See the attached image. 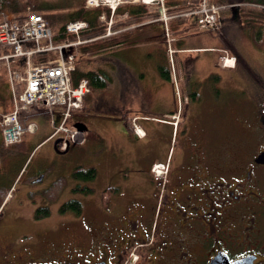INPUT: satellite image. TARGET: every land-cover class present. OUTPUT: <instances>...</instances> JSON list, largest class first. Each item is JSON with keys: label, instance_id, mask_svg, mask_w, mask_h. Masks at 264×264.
<instances>
[{"label": "flooded vegetation", "instance_id": "1", "mask_svg": "<svg viewBox=\"0 0 264 264\" xmlns=\"http://www.w3.org/2000/svg\"><path fill=\"white\" fill-rule=\"evenodd\" d=\"M262 100L253 97L241 112L235 103L233 121L219 124L232 103L218 95L184 100L180 120L190 128L181 159L165 181L151 174L154 164L148 170L163 197L151 187L148 196L104 198L106 208L75 230L39 214L50 208L46 188L32 191L43 169L11 194L4 189L13 183L0 181V264H264Z\"/></svg>", "mask_w": 264, "mask_h": 264}, {"label": "crops", "instance_id": "2", "mask_svg": "<svg viewBox=\"0 0 264 264\" xmlns=\"http://www.w3.org/2000/svg\"><path fill=\"white\" fill-rule=\"evenodd\" d=\"M166 1L170 6L180 7H192L197 2V0ZM135 7L123 8V15L128 9ZM119 25L121 31L131 30L127 44L106 49L101 55L103 61L101 66L88 61L91 58L95 59L98 55L78 60L81 71L99 70L106 77L107 84L101 89H92L84 99L83 108L76 111L70 121L72 126L81 122L88 127L85 133L86 143L73 147L69 153L70 157L74 156L75 167L80 165L90 167L88 163L93 159L99 162L115 160L119 168L109 171L113 173V176L122 172L130 156L134 158V162L129 164L139 165L142 159L138 152L139 145L145 144L147 147L145 149H150V143H147L150 136L160 137L163 133L166 134L169 128L173 132L176 131L173 125L177 119H173L175 114L179 116L178 127H180L183 101L191 97L193 100L204 98L201 87L196 89L195 85L198 82L202 84L204 79H208L217 72L221 76L220 82L217 83L219 87L232 83L237 75L233 71L237 63L234 66L224 63L226 56L233 57L230 54L228 42L240 47H242L239 44L240 40L250 44L242 30L237 31L238 41L229 35L221 37V34L199 30L195 17L189 16L184 17L183 23L178 22L177 19L169 22V30L173 38L171 47L175 51L170 57L165 35L166 26L162 20L154 18L133 25H125V23ZM161 67L169 71L170 79L166 80L162 77ZM243 80L246 81L244 76ZM184 81H187V84H183ZM6 90L10 93L9 84L6 85ZM180 98L182 104L178 102ZM142 107V112L138 113V109ZM159 107L161 109L157 110ZM194 110L197 111V108L195 107ZM188 114H191L190 109ZM21 118L36 124V131L26 134L21 149L23 151H27V148L41 149L54 140L51 137L53 124H60L61 108H54L52 113L32 109L27 114L22 113ZM135 125L143 133V137L137 136ZM128 126L132 128L135 137L130 136ZM48 150L47 148L43 153ZM156 163L158 162H153L151 166ZM63 165L64 163L59 167L62 168ZM64 175L63 173L60 176ZM136 176L144 177L142 174ZM125 181L124 179L123 182ZM122 186L120 184V194ZM134 186V183L129 185L131 193L128 194L129 191H126L124 195L136 196L150 193L145 191L146 193L142 194Z\"/></svg>", "mask_w": 264, "mask_h": 264}, {"label": "rangeland", "instance_id": "3", "mask_svg": "<svg viewBox=\"0 0 264 264\" xmlns=\"http://www.w3.org/2000/svg\"><path fill=\"white\" fill-rule=\"evenodd\" d=\"M47 1V0H45ZM51 2H62V3H72L76 2V0H48ZM231 4H240L246 1H256V0H225ZM73 8H77L74 6ZM151 10H156L155 8H150ZM72 10V9H71ZM62 12V11H59ZM238 20H229L226 22H222V26L220 30H218L216 33L221 34V37L223 35L232 36L237 39V31H243L244 35H246L244 29L242 26L240 27L241 23ZM248 41L250 44L246 43V41L240 40V43L242 47L231 45L229 42V48H230V54L231 56H234L237 59V65L235 69L233 70L237 75H235V78H233V81L231 84H224L222 87H219L217 83L220 82V75L215 72L213 75H211L208 79H204L201 84V82H198L196 84V89H199L201 87V91L203 94V97L210 98L213 95H218L220 100H225L227 103H232V105H229L230 108L223 109L222 115H219L217 119V123L224 122V120L233 121V111L236 109L233 108V105L235 103L238 104V111L241 112L242 109H246L247 106L252 102V98H262L264 97V50H258L256 49L252 41L247 36ZM235 43V42H234ZM247 44V45H246ZM229 50V49H227ZM102 54H98V56L93 59H88L91 64H100L102 65ZM84 58H88L90 56L83 55L81 51L78 52V60H81ZM0 71L4 70L6 73V68L3 66H0ZM233 72V73H234ZM243 76L245 77L246 81L243 80ZM8 79V78H7ZM200 81L202 79H199ZM4 80H0V89L4 87ZM183 84H187V81L183 82ZM208 86H212L211 88H208ZM263 101V100H262ZM264 103V101H263ZM170 105V104H169ZM159 107L157 110H160ZM143 110L138 109V113H141ZM200 106L197 107V111H200ZM140 111V112H139ZM158 114L157 111H154ZM233 115V116H232ZM158 116V115H157ZM190 128V125L185 124L184 122H181L180 127L176 129V131L173 132L170 128L167 130V133L164 135L163 138L152 135L148 138L147 143H150L151 148L146 150L147 148L145 144L139 145V153L142 156V159L140 160L139 165L137 166L135 164H129L133 163L134 158L131 156L128 158V160L125 162L122 172H118V176H113L112 172H109L110 170H113L114 168H119V164L115 162V160H111V162H99L95 159L90 161L88 165L90 167L96 168L99 172L97 175V179L92 181H82L83 186H87L90 188H94L95 191L93 194H84L82 192H74L72 189L77 184L76 179H74L70 174L72 173L74 167L76 166V163L74 161V156L70 157L68 154H60L57 153L54 148V142L55 139L52 140L47 146H44L43 148L39 149V147L35 150L28 149L25 151L21 156H8L4 161H0V165H2L0 172L4 167H7L6 175L0 173V181L5 182L7 184H11L16 180V172L21 167L24 168L21 172L18 180L21 178H27L31 175L38 173L42 169L49 167L52 163H54L55 168L52 169L46 177L43 178L42 181L35 184V187L32 188L33 190H42L47 188L54 179L63 173L65 174L67 180H68V187L62 192L57 202L53 204L44 203L43 206H50L51 209V220L54 222H59L66 226V228L75 230L79 225H86L89 221L91 213L94 211L95 208L102 209L106 208V205L104 203L105 190L106 188L110 186H118L120 187V184L122 186V192L115 193L111 198L112 201L116 200L118 201V197H121L124 195L126 191H129L128 194L131 193V189L129 188V185H133L136 190L141 192L142 194H145V191L152 192V188H154V191L161 195L162 198L164 195V186H161V181L158 180L157 184L150 183L149 185V179H148V170L149 166L153 162H158L160 164H168V166L171 164L174 166V164L181 159V155L184 152L185 148V133ZM49 149L47 152L43 153L44 150ZM39 149V150H38ZM2 162V163H1ZM64 163L63 167L60 168L59 165ZM86 164V163H84ZM84 166V165H83ZM138 167V168H136ZM139 169V170H138ZM142 174L144 177L137 179L136 175ZM122 178V179H121ZM126 180L125 183L123 180ZM112 180V181H111ZM0 183V184H5ZM22 182H19V184ZM20 187V185H18ZM36 194V193H35ZM127 194V195H128ZM137 194H140L137 192ZM146 196V195H144ZM148 196V195H147ZM70 199H78L83 204V213L80 216H74L72 213H68L65 215H61L59 213V208L61 205L70 200ZM48 201V200H47ZM115 203V201H114ZM111 205V204H110ZM163 204L161 203L160 206ZM110 208V206L108 207ZM54 215V216H53ZM68 234V233H67Z\"/></svg>", "mask_w": 264, "mask_h": 264}, {"label": "built area", "instance_id": "4", "mask_svg": "<svg viewBox=\"0 0 264 264\" xmlns=\"http://www.w3.org/2000/svg\"><path fill=\"white\" fill-rule=\"evenodd\" d=\"M124 4H145L156 6L163 12L167 21L165 0H87L88 8L108 7L114 13ZM198 24L204 30H216L221 26L220 7L208 0H201L199 8L194 12ZM105 20V17H102ZM109 21L107 35L114 33ZM88 26L86 22L77 21L68 25L70 33L79 34ZM78 42L54 43V35L43 16L28 13L22 20H3L0 22V49H8L11 53L0 51V59L8 62L15 110L11 113L0 111V127L7 145L19 143L27 132L36 130L35 123H23L20 113L32 108H62V122L54 125V135H61L64 149L67 142L82 145L86 136L83 132L71 129L68 121L74 111L83 105V99L90 92L86 79L74 85L72 73L76 69L75 49ZM25 60L23 66L12 69L11 60ZM163 166H156L157 175L163 173Z\"/></svg>", "mask_w": 264, "mask_h": 264}, {"label": "trees", "instance_id": "5", "mask_svg": "<svg viewBox=\"0 0 264 264\" xmlns=\"http://www.w3.org/2000/svg\"><path fill=\"white\" fill-rule=\"evenodd\" d=\"M85 2L86 0H76V2L72 3L51 2L48 0H0V21L3 19L21 20L24 18L28 10L33 13L42 14L54 33L55 43H62L76 39L75 35L66 33V26L68 23L76 20L87 21L89 23V27L81 33V38L85 40H94L80 47L81 53L86 56L102 54L106 49L118 47L129 42V37L131 35L130 29L126 31H119L110 36H105L107 32V25L100 20V16L103 12H107L109 14V11L103 9L86 10ZM216 3L223 6L221 13L224 22L229 21L230 19L240 21L242 28L252 41L253 46L258 50H264V0L246 1L240 3L238 6H233L225 0H217ZM74 6L77 8H73ZM191 9H193V7L181 6L179 8H171L169 13L174 15L177 13L188 12ZM126 12L127 17L123 20L125 25H133L148 19L158 18L159 16V13L156 10H151L146 6H136L133 9H128ZM118 14H124V11L119 9ZM176 18L178 22H184V17ZM0 66L6 68L5 61L0 60ZM160 71L164 79H170V74L167 69L161 67ZM72 76L74 84H77L82 78L88 79L91 88L94 90L101 89L107 84L106 77L103 76L99 70L83 72L79 67H77ZM7 78V69L6 73L4 70L0 71V80L2 79L6 82H4L5 88L0 89V110L4 113L14 110V96L10 85V93L6 90V85L8 86L9 84V80ZM128 129L130 136L135 137L132 128L128 126ZM22 144L23 142L11 146L5 145L0 129V161H4L8 156H21L25 152L21 149ZM1 166L2 165H0V169L2 168ZM54 166V164H51L40 173H44L46 177L49 175L48 173L54 168ZM7 169V167H4L0 173L6 175ZM21 170L22 167L16 171L18 173L15 178L20 174ZM40 173L36 174L34 177L40 176ZM71 176L78 181H92L97 176V170L94 167L80 165L73 169ZM66 187L67 178L65 176H60L55 179L42 193L47 198L48 202L52 204L59 199L61 193ZM9 189H4V192ZM0 190L3 189L0 188ZM119 190V187H109L104 191L107 204L115 193L117 194L119 192ZM73 191L82 192L84 194H93L95 190L94 188L78 184L73 188ZM2 202L3 199H0V204ZM83 208V204L80 200L70 199L61 205L59 212L61 214L72 213L80 216L83 213ZM40 212L39 214L45 217L50 214L51 210L49 207H46Z\"/></svg>", "mask_w": 264, "mask_h": 264}, {"label": "water", "instance_id": "6", "mask_svg": "<svg viewBox=\"0 0 264 264\" xmlns=\"http://www.w3.org/2000/svg\"><path fill=\"white\" fill-rule=\"evenodd\" d=\"M75 127L78 128L79 130H82V131H87L88 130L87 125H85L84 123H81V122L76 123L75 124ZM59 142H60V139H58V140L55 141L54 147H55L56 150H57V145H58ZM257 161L258 162H264V152L260 154V156L257 158ZM42 179H43V176L39 177V179L36 180V181L39 182Z\"/></svg>", "mask_w": 264, "mask_h": 264}, {"label": "bare ground", "instance_id": "7", "mask_svg": "<svg viewBox=\"0 0 264 264\" xmlns=\"http://www.w3.org/2000/svg\"><path fill=\"white\" fill-rule=\"evenodd\" d=\"M67 27H68V25H67ZM230 63H232V61L230 60Z\"/></svg>", "mask_w": 264, "mask_h": 264}]
</instances>
